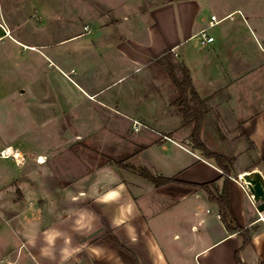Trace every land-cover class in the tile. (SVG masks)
Returning <instances> with one entry per match:
<instances>
[{
    "label": "crops",
    "instance_id": "crops-1",
    "mask_svg": "<svg viewBox=\"0 0 264 264\" xmlns=\"http://www.w3.org/2000/svg\"><path fill=\"white\" fill-rule=\"evenodd\" d=\"M44 1L39 0V7L45 11L47 22H39L38 30L48 25L49 35L60 32L61 28L63 35L20 46L35 50L49 60V64L55 63L69 81H73L71 74L75 67L66 71L61 65L71 56L76 57L81 66L76 85L86 97L99 98L116 83L152 67L156 59L173 51L189 68L200 95L210 97L211 110L205 120L212 114H234L235 131L239 134L235 138L244 140L226 180L224 171L215 161L193 147L191 132L179 133L184 126L181 121L158 141L161 155L166 159L164 172L158 176L173 179L164 185L152 184L132 190L123 181L108 187L96 182L91 190L76 191L80 195L83 192L84 196L92 194L90 200L73 203L60 217H55V208L48 203L29 205L24 202L18 207H3L4 221L15 229L21 241L18 253L25 251L32 264H60L63 240L56 243L55 261L39 254L43 246L42 233L56 228L71 236L73 246L85 248L68 264H264V240L259 247L252 243L254 235L264 233V210H258L260 202L254 200L240 180V175L255 169L264 175V0L259 4H252L254 0H117L121 4L132 3L121 10L105 5L104 0H51L52 5ZM52 11H60L61 15ZM230 13L233 19L225 20L231 23L224 25L223 20L209 26L213 14L222 18ZM236 13L239 17H235ZM105 15L108 16L105 18ZM78 23L82 27L72 32V24ZM0 28L4 35L11 36L13 30L7 23L0 22ZM203 28H208L215 37L212 43L200 42L198 32ZM75 41L79 42L77 53L70 48L63 49L61 54L55 51L57 46H63L60 44ZM45 49H51V55L55 54L57 60ZM97 67H102L100 82L92 75ZM37 78L31 81L30 95L23 98L22 108L42 115L37 120L42 124L67 113L62 112L58 104L65 108L70 106L64 88L59 87L62 93L57 94L58 103L53 99L56 94L49 81ZM98 102L113 107L99 99ZM217 129L220 131L221 126ZM27 136L13 143L23 148L29 142ZM185 141L190 146L183 144ZM15 177L18 178L15 170L0 171V180ZM204 183H215L213 189L220 193L228 188L231 214L236 224L247 230L245 235L228 230L219 204L210 199L207 190L198 186ZM118 184L126 189L119 201L97 202ZM129 201L136 205V218L132 220L136 242L129 239L126 226L114 228L110 223L119 215L120 207ZM82 212L89 217L94 214L91 232L73 230ZM33 234L40 236L35 248L28 244ZM244 240L248 243L241 248ZM0 243L4 247L0 260L8 259L5 253H10L15 245L4 236L0 237ZM91 246H101L105 258L92 257L88 251Z\"/></svg>",
    "mask_w": 264,
    "mask_h": 264
},
{
    "label": "rangeland",
    "instance_id": "rangeland-1",
    "mask_svg": "<svg viewBox=\"0 0 264 264\" xmlns=\"http://www.w3.org/2000/svg\"><path fill=\"white\" fill-rule=\"evenodd\" d=\"M261 2L263 0H254L252 4ZM44 3L54 4L51 0ZM104 4L121 10L132 3L104 0ZM39 5V0H0V22L7 23L13 30L10 36L4 35L0 28V150L8 143L21 148L19 143L13 142H20L26 135L29 137V142L21 148L23 160L20 163L13 158L0 157V171L15 170L18 173V178L0 180V211L3 212L0 213V237H8L12 240L11 245H15L4 257L16 264L32 263L25 251L21 249L18 253L21 241L15 229L4 221L3 207H18L24 202L29 205L48 203L55 208V217H60L75 203L90 200L92 194L84 196L83 192L79 195L76 191L91 190L96 182L108 187L123 181L132 190L151 186L154 183L145 174L159 175L166 164L158 141L171 132L170 128L183 121L174 103L179 92L162 64L157 63L122 80L99 98L90 99L76 85L81 69L76 57L71 56L61 65L66 71L75 67L71 74L73 81H69L55 63L49 64V60L35 50L20 46L63 35L60 33L62 28L49 35L48 25L38 30L39 22H47L45 11ZM52 12L61 15L60 11ZM238 15L236 13L235 17ZM227 23L231 21H223L224 25ZM60 24L63 25L62 20ZM81 27L82 24H72L71 31ZM196 41L198 38L192 42ZM78 43L60 44L63 46H57L55 51L61 54L63 49L70 48L71 52L77 53ZM45 50L57 60L55 54L51 55V49ZM101 68L92 70L99 82ZM36 77L49 81L56 94L53 99L58 103L57 94L62 93L59 87L64 88L70 107L58 105L67 113L39 124L42 115L22 108L23 98H29L30 84ZM98 99L113 107L100 105ZM204 121L201 135L209 149L233 157L240 155L243 148L240 143L244 139L235 138L239 134L235 131L234 114H212ZM217 124L221 126L220 131ZM191 129L192 126H183L178 131L182 134L192 132ZM183 144L190 146L186 141ZM39 157H46V161L39 163ZM70 194L78 199L72 201ZM2 248L0 243V251Z\"/></svg>",
    "mask_w": 264,
    "mask_h": 264
},
{
    "label": "trees",
    "instance_id": "trees-1",
    "mask_svg": "<svg viewBox=\"0 0 264 264\" xmlns=\"http://www.w3.org/2000/svg\"><path fill=\"white\" fill-rule=\"evenodd\" d=\"M154 62L164 66L179 92L174 103L178 106L182 114L183 125L192 126L190 138L193 143V147L201 151L206 158L213 159L217 166L224 171L226 180H228L234 166L235 157L209 149L203 141L201 135L205 116L211 110L209 104L210 97H203L200 95L193 84L189 68L182 60L178 59L175 52L168 51ZM145 177L157 186L164 185L173 180L172 178L163 177L162 175H153L151 173H146ZM198 186L207 190L210 199L219 204L221 218L228 230L245 235L247 230L239 227L231 214L228 188L225 187L222 193H220L213 189L215 187V183H204ZM247 243L248 241L244 240L241 248H243V246ZM238 258L240 259L239 256Z\"/></svg>",
    "mask_w": 264,
    "mask_h": 264
},
{
    "label": "clouds",
    "instance_id": "clouds-1",
    "mask_svg": "<svg viewBox=\"0 0 264 264\" xmlns=\"http://www.w3.org/2000/svg\"><path fill=\"white\" fill-rule=\"evenodd\" d=\"M46 161L45 158H41L39 163H44ZM126 191L125 186L123 184H118L116 188L108 191L104 196L100 197L97 201L98 203L109 204L119 201L122 198L123 193ZM70 198L72 201H76L78 198L75 195L70 194ZM136 205L134 202L129 201L127 205H123L119 209V215L114 216L110 221L111 225L114 228L124 227L126 226V233L129 239L132 242H136V229L132 220L136 218L135 215ZM93 220L94 214L91 217L86 215L85 212H82L80 216L75 220L74 231L77 233H84L85 230L87 232H91L93 228ZM40 238L39 235L33 234L28 238V244L31 247L35 248L37 244V240ZM43 238V246L39 248L40 256L48 259L50 261H55L56 259V243L58 240H63L64 246L60 249V264H68V262L77 257L81 252L85 251L83 246L77 245L73 246L71 236L65 235L61 230L56 228H50L45 230L42 233ZM179 239V237H177ZM264 240V233L254 235L252 237V243L257 247L260 246L261 241ZM88 251L91 256L96 260L104 259V249L101 246H91Z\"/></svg>",
    "mask_w": 264,
    "mask_h": 264
},
{
    "label": "built area",
    "instance_id": "built-area-1",
    "mask_svg": "<svg viewBox=\"0 0 264 264\" xmlns=\"http://www.w3.org/2000/svg\"><path fill=\"white\" fill-rule=\"evenodd\" d=\"M233 13H230L226 15L225 17L219 18L216 14H213L210 19L209 26L212 27L216 25L217 23H220L221 21L225 19H233ZM85 29H88L86 26ZM198 36L200 38V42L203 45H207L209 43H212L215 40V37L211 35L208 31V28H203L198 32ZM0 157L4 158H13L17 163L21 162L23 160V153L21 151V148L16 144H11L9 146L4 147L0 151ZM41 158V157H39ZM0 264H15L14 261L8 260V259H1Z\"/></svg>",
    "mask_w": 264,
    "mask_h": 264
},
{
    "label": "water",
    "instance_id": "water-1",
    "mask_svg": "<svg viewBox=\"0 0 264 264\" xmlns=\"http://www.w3.org/2000/svg\"><path fill=\"white\" fill-rule=\"evenodd\" d=\"M79 137H75L78 139ZM240 180L246 185L256 202L259 211L264 210V175L260 170L255 169L240 175ZM80 195V194H79Z\"/></svg>",
    "mask_w": 264,
    "mask_h": 264
}]
</instances>
